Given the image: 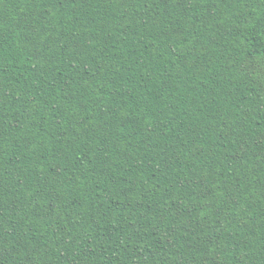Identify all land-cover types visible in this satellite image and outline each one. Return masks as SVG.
Returning <instances> with one entry per match:
<instances>
[{
	"label": "trees",
	"instance_id": "obj_1",
	"mask_svg": "<svg viewBox=\"0 0 264 264\" xmlns=\"http://www.w3.org/2000/svg\"><path fill=\"white\" fill-rule=\"evenodd\" d=\"M0 264H264V0H0Z\"/></svg>",
	"mask_w": 264,
	"mask_h": 264
}]
</instances>
